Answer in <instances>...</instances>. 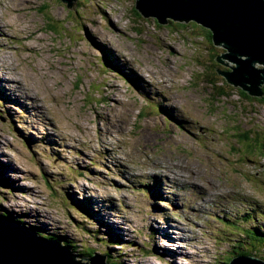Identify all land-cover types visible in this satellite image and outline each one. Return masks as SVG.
Returning <instances> with one entry per match:
<instances>
[{"label": "rangeland", "instance_id": "374dc122", "mask_svg": "<svg viewBox=\"0 0 264 264\" xmlns=\"http://www.w3.org/2000/svg\"><path fill=\"white\" fill-rule=\"evenodd\" d=\"M75 4L0 0V216L106 264H225L240 244L264 260L245 238L264 231V101L217 74L233 63L195 21ZM158 227L180 246L155 252Z\"/></svg>", "mask_w": 264, "mask_h": 264}, {"label": "water", "instance_id": "95a60500", "mask_svg": "<svg viewBox=\"0 0 264 264\" xmlns=\"http://www.w3.org/2000/svg\"><path fill=\"white\" fill-rule=\"evenodd\" d=\"M71 10L75 0H61ZM134 9L159 24L170 20L200 24L211 33L213 45L224 53L214 60L227 66L219 71L227 84L248 96L260 97L264 84V0H134ZM60 241L37 235L33 229L0 216V264H106L104 254H71ZM75 256L81 259L75 260ZM83 259H87L83 262ZM227 264H264L257 256L239 254Z\"/></svg>", "mask_w": 264, "mask_h": 264}, {"label": "bare ground", "instance_id": "6f19581e", "mask_svg": "<svg viewBox=\"0 0 264 264\" xmlns=\"http://www.w3.org/2000/svg\"><path fill=\"white\" fill-rule=\"evenodd\" d=\"M93 22V21H92ZM90 35V34H89ZM91 36V35H90ZM101 36H103V34H101ZM91 38H93V37H91ZM94 40V39H93ZM44 68H43V70L41 71L39 68L37 69V72H35V74H34V78L36 79V80H38L39 82H40V84L42 85V87H45L46 86V90L49 92V94H57V95H59L60 94V91H58V90H55L54 89V87H51V83H53V81H54V79H55V77H54V75H53V73L51 72V71H48L49 69H46L45 68V66H43ZM49 68L51 69V68H53V66L51 65V64H49ZM45 78H46V80H45ZM223 78V77H222ZM11 80H8L9 82H15V79H12V78H10ZM223 80L225 81V79L223 78ZM226 82V81H225ZM245 93V92H244ZM54 97H57V96H54ZM87 188L86 187H84V190H83V192H81V193H84L85 192V190H86ZM158 229H159V231H160V233H162L163 232V238L161 237V240L162 241H166V242H169V239L171 238V237H173V236H171L169 233H168V231L167 230H165L164 228L162 229L161 227H158ZM161 230H162V232H161ZM164 234H167L168 235V237H165V235ZM165 237V238H164ZM174 241H172V242H169V243H162L160 246H157V247H159V248H157L156 247V250H155V252H157V251H162L165 247H167L168 248V246L169 245H171V244H173V245H176V246H180L179 244H178V242H179V239H180V237L178 236V237H174ZM155 249V248H154ZM169 249V248H168ZM204 250H205V248H204ZM171 251H174L175 252V258H178L179 257V255H180V250L179 249H177V248H175L174 250H171ZM71 254H74L73 252H71ZM77 255H80L79 253L77 254ZM154 255V254H153ZM81 256V255H80ZM199 256V255H198ZM151 257V256H150ZM152 258H155L154 256H152ZM75 260H79L78 259V257L77 256H75ZM161 260V259H160ZM147 261H149L148 259H146L145 260V262H147ZM145 264V263H144ZM149 264H155V263H153V262H150Z\"/></svg>", "mask_w": 264, "mask_h": 264}, {"label": "trees", "instance_id": "16d2710c", "mask_svg": "<svg viewBox=\"0 0 264 264\" xmlns=\"http://www.w3.org/2000/svg\"><path fill=\"white\" fill-rule=\"evenodd\" d=\"M43 7H45V5H43ZM46 8V7H45ZM51 26H53L52 24L50 25V27ZM208 33V35H207V37H210L211 38V33L210 32H207ZM88 36H89V38H90V40H91V42H94V40H93V38H91V36L89 35V33H88ZM110 58H111V54H108L107 55V59H105V60H108L109 61V63H110V65H113L114 66V64H113V62L110 60ZM103 59V57L101 58V60ZM238 90V92H240V93H242L243 94V96H244V98L245 99H247L246 101H249V99H252V98H250V96H248L246 93H244L242 90H240V89H237ZM261 90H262V95L260 96V97H258V100H261V101H264V85L263 86H261ZM219 95H222V96H225V92L222 90V87L219 89ZM251 136V133H243L242 134V139H247V138H249ZM252 137V136H251ZM253 138V137H252ZM252 138H250V140L252 139ZM254 139V142L253 141H251V142H253V144L255 145V146H259V149L260 148H263V145H261L260 146V143H259V141H258V139L255 137V138H253ZM258 141V143H259V145L257 144V143H255L256 142V140ZM254 146V147H255ZM8 218V217H7ZM20 222V221H19ZM21 223V222H20ZM44 237V236H43ZM51 238V237H50ZM245 238L246 239H253V240H262L263 238H264V231L262 232H260V231H258V229L256 228V227H254V228H252L251 230L249 229V230H245ZM60 241V240H59ZM245 241V240H244ZM244 241H239V242H241V243H244ZM62 243H63V241H61ZM64 245H68V244H65V243H63ZM240 247H242V249H243V246L240 244L239 245V249H240ZM72 249V248H71ZM239 249H235V246H234V249H232L230 252L232 253V254H234V251H236V253H235V255H239V254H246V255H252V254H256V253H253V252H251L250 250H246V251H244V250H239ZM73 251H74V249H72ZM94 252H92V251H90L88 254H86L87 256H90L91 254H93ZM234 255V256H235ZM264 261V260H263ZM221 261H218V263H220ZM228 263V262H227ZM227 263H225V264H227Z\"/></svg>", "mask_w": 264, "mask_h": 264}, {"label": "clouds", "instance_id": "9594fccd", "mask_svg": "<svg viewBox=\"0 0 264 264\" xmlns=\"http://www.w3.org/2000/svg\"><path fill=\"white\" fill-rule=\"evenodd\" d=\"M264 85V84H263Z\"/></svg>", "mask_w": 264, "mask_h": 264}]
</instances>
